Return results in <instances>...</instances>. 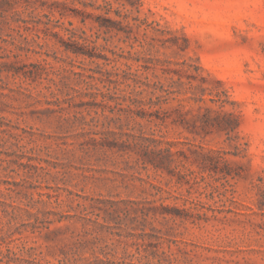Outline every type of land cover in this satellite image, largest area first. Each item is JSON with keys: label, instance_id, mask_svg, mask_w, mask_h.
Wrapping results in <instances>:
<instances>
[{"label": "rangeland", "instance_id": "obj_1", "mask_svg": "<svg viewBox=\"0 0 264 264\" xmlns=\"http://www.w3.org/2000/svg\"><path fill=\"white\" fill-rule=\"evenodd\" d=\"M119 260L264 264V0H0V264Z\"/></svg>", "mask_w": 264, "mask_h": 264}, {"label": "trees", "instance_id": "obj_2", "mask_svg": "<svg viewBox=\"0 0 264 264\" xmlns=\"http://www.w3.org/2000/svg\"><path fill=\"white\" fill-rule=\"evenodd\" d=\"M65 50H69V48L65 47ZM70 51L74 52V53H83V52H79L77 50H71ZM125 59H131V58H127L125 56H123ZM134 60L137 65L136 68L134 69V73H130L132 75H137L138 72L143 71L144 69H149L154 67L157 64H161L162 61L160 60H155V62H152L148 59L145 58H134L132 59ZM131 65V64H130ZM129 65V67H130ZM188 67L190 66V64H186ZM197 69H202L200 66H197ZM197 71V70H196ZM165 73H175L178 75V71L177 70H173L170 68H165L164 69ZM195 75L190 74L188 76L189 79H195ZM134 83L139 86L142 87V85H147V83L143 82V81H138L137 78H132ZM172 79V78H170ZM202 82H204L206 79L205 77H201L200 78ZM173 80V79H172ZM175 81H179V79L177 78V80ZM189 82L191 83V81L189 80ZM197 89H199L200 94H170V93H178V90H170V89H165V88H161V91L167 92L168 94H151L152 96H155V99L153 98H149L147 100L141 99V98H131V100H129V102L126 105V108L133 112L135 115H138L140 117H144L145 116V112H147V108H152V107H156L157 108L155 110H158V108H160V103L162 101H167L168 99L174 100L175 101V110H177V114L178 117H183L184 116V112H182V107L183 104L182 102H190L192 101L193 103H195L197 105V109H203L205 110V113H203L201 115L200 118V130L202 131L203 135H209L213 132H224V133H229L232 132L234 130H236L239 126V121H238V117L233 114L232 112H228L226 110H223L222 107L224 106V104H219V109L217 111V114L213 117H210L208 115V112L210 111V107L206 105L207 99L210 101H213L212 98H206L204 95V91L206 90V87H203L202 84H197L195 85ZM141 90H144V88H141ZM130 99V98H129ZM184 119V117L182 118ZM180 118V123L183 124V121ZM143 139H140L139 144L141 145V147H144L145 149H148L146 153H149L151 150L150 144L148 142H145ZM152 142V140H151ZM169 147H168V151L171 152V150H169V148H171L173 145H175V142L172 141H167L165 142ZM203 159H204V163L207 162L206 160L212 161V163H215V161L212 159V155L211 154H204L202 155ZM145 162H150L152 164H154L155 166H157V164H159L158 162H155L156 160H153L152 158H149V155H146V158H144ZM211 163V162H210ZM149 261V260H148ZM158 264L160 262H157ZM96 264H150V262H145V263H141L140 261L138 262H134V261H127V260H119L118 262H101V263H96Z\"/></svg>", "mask_w": 264, "mask_h": 264}]
</instances>
